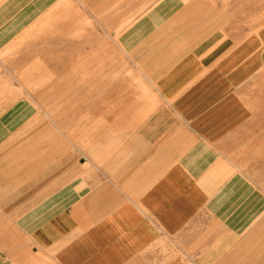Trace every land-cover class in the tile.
Wrapping results in <instances>:
<instances>
[{
  "label": "crops",
  "instance_id": "1",
  "mask_svg": "<svg viewBox=\"0 0 264 264\" xmlns=\"http://www.w3.org/2000/svg\"><path fill=\"white\" fill-rule=\"evenodd\" d=\"M60 1L0 0V264H264V27L147 0L76 44Z\"/></svg>",
  "mask_w": 264,
  "mask_h": 264
},
{
  "label": "rangeland",
  "instance_id": "2",
  "mask_svg": "<svg viewBox=\"0 0 264 264\" xmlns=\"http://www.w3.org/2000/svg\"><path fill=\"white\" fill-rule=\"evenodd\" d=\"M88 1L89 5L87 4ZM94 1L97 3L92 5V0H61L59 5L44 15L43 26L50 30L52 27L51 18L53 17L58 19V26L63 30L64 23H67L66 20L75 19L76 25L79 23V29H81H76V31H81L80 37L75 39L76 44H82L85 35L84 30H86L89 32L90 44L93 42L94 45H101L107 42L106 45L115 46L111 35H117L129 28L138 17L137 13H144L150 8V5L143 4L147 0H142V5L134 4L135 1L139 2V0H110L111 4L108 5L103 3L108 0ZM129 2L133 3L130 4ZM174 6L175 13H182V9H190L193 14H196L198 11L202 13L204 9L207 27L212 26L215 23L214 20L216 22L221 21L222 29L252 28L258 30L264 27V0H174ZM54 24L57 26L56 20ZM105 33L109 34L107 40H103ZM72 40L74 41V39ZM57 42L60 44L68 42V37L60 32ZM255 172L257 171L255 170ZM260 177L261 175L255 178ZM262 178H264V172ZM254 184L255 187L264 192V181H257Z\"/></svg>",
  "mask_w": 264,
  "mask_h": 264
}]
</instances>
